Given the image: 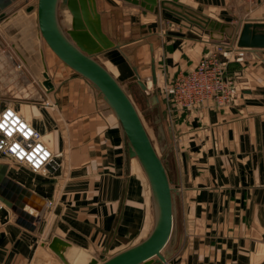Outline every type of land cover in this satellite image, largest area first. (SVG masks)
<instances>
[{"label":"crops","instance_id":"0c3cea01","mask_svg":"<svg viewBox=\"0 0 264 264\" xmlns=\"http://www.w3.org/2000/svg\"><path fill=\"white\" fill-rule=\"evenodd\" d=\"M191 2L221 19L232 20L240 12V20H264V0L254 7L251 0ZM97 8L103 30L118 44L99 53L101 62L120 82L135 76L153 82L145 53L133 51H143V42L154 47L159 84L196 67L210 46L208 33L184 26L165 9L155 12L127 0H97ZM248 51L256 57L230 63V71L243 75L237 98L227 105L210 99L183 112L175 128L177 158L167 157L173 145L163 144L175 180L168 245L173 264H264V49ZM9 56L6 70L0 61V84L21 74L20 85L11 91L12 105L41 130L59 153V165L46 174L9 165L8 176L44 202L23 195L27 212L42 209L30 229L0 198V264H63L49 245L54 236L77 247L73 264H89L88 250L109 257L144 239L156 219L152 195L144 171L128 152L119 119L96 104L80 75L78 89L59 88L52 73L54 87L38 81L39 88H30L35 78L41 80L39 66L31 67L41 63L35 49L22 55L27 67L16 66L21 61Z\"/></svg>","mask_w":264,"mask_h":264},{"label":"water","instance_id":"95a60500","mask_svg":"<svg viewBox=\"0 0 264 264\" xmlns=\"http://www.w3.org/2000/svg\"><path fill=\"white\" fill-rule=\"evenodd\" d=\"M15 0H0V20L5 9ZM158 12L165 9L201 26L215 39L235 37L241 47L264 49V20H244L240 23L222 20L181 0H127ZM65 5L72 14L71 26H62L59 17L60 4ZM38 30L51 49L70 67L87 78L103 95L119 119L128 140V152L137 157L144 168L153 191L156 219L151 232L141 241L132 244L102 261L93 258L92 264H173L174 250L170 242L174 229V184L164 156H161L152 140L144 120L128 91L120 80L96 58L101 52L118 44L103 30L97 0H35ZM6 20V18H4ZM152 45V49H153ZM41 83L46 88L54 87L48 70H43ZM141 87L148 90L147 81L136 76ZM153 84L157 83L155 56H152ZM158 103L159 96L153 94ZM9 165L0 163V198L12 206L17 221L30 229H35V220L42 215L40 207L32 213L27 212L23 195L44 199L31 189L8 176ZM69 243L60 236H54L50 247L63 259V248Z\"/></svg>","mask_w":264,"mask_h":264},{"label":"rangeland","instance_id":"374dc122","mask_svg":"<svg viewBox=\"0 0 264 264\" xmlns=\"http://www.w3.org/2000/svg\"><path fill=\"white\" fill-rule=\"evenodd\" d=\"M34 1L35 0H15L14 2H12L10 9H8V11H6L3 18H1V20H0V28H1V32H2V38L0 39V61L2 62L1 64H3V66H4L3 70H6L9 67V63H10L7 60L6 54H10L9 57H12V55L17 57V59H19V61L23 62V65L27 67L28 65L26 63V60L24 59V57L22 55L24 53H27L30 50V48L32 50L35 49V51L38 52L39 61L41 63L39 65L35 64V66L33 65L31 67L33 69L34 68L37 69V66H39L38 69H39V73H40L41 78L44 77L43 70L46 69V70H48L49 73H52V77L56 78V81H57L59 88L65 89V90L78 89V75H80V76H82V75L80 73H78L76 70H74L72 67H70L68 64H66L63 60H61L60 57L55 52L52 51L51 47L48 45L46 40L40 34V31L38 30L36 14H35V11L33 8V2ZM119 1H121V0H119ZM181 1H184V2L189 3V4L193 3V2H191V0H181ZM255 4L252 3L251 7H254ZM65 8H66V6L61 3L59 6V10L60 9L64 10ZM59 13H60V11H59ZM170 16H173L174 18L179 17V16L175 15L174 13H172ZM70 17H71V21H72V15L71 14H70ZM4 18H6V20H4ZM21 18H23V19L21 20ZM180 18L184 20V24L182 23L184 26H191V25L197 26L198 32H200V33L205 32V30L201 26H199L198 24L192 23L191 21H189L185 18H182V17H180ZM230 19H232V20L222 18V20L231 21L234 23H240L243 21V19L240 20V12L234 14V16H231ZM61 24L65 28H68L71 26V23L64 25L65 23L63 21ZM68 25H70V26H68ZM184 26H182V25L179 26V28H181L180 29L181 31H183L182 28H184ZM176 27H178V25H176ZM207 35L210 36L209 34H207ZM44 41L46 43L47 51L43 49V51L41 52L40 47L43 48ZM209 41H210V46H209L208 51L206 53L210 52L211 50H213L215 48H219V49H223V50L228 49V51L230 52L231 50L234 49V46H238L235 37H226L225 39L219 40V39L212 38L210 36ZM141 45H143V47H142L143 51L140 49H138L137 51L136 50H133V51H135L136 53H139V54L141 53V55L145 53L144 60L150 69V65L152 67V56L153 55L155 56L154 48L153 49L150 48L149 43H147V42L146 43L143 42ZM132 48L135 49L134 46L130 47V49H132ZM259 50H262V49H259ZM235 53H236V51H233L230 53V58H232L231 62L235 61V59H234ZM244 54L245 55H244L243 60H240V61H244V60H247L250 58L252 59L253 57H256L255 52L251 53L250 51H247ZM135 57L138 60L143 59L140 56L139 57L135 56ZM96 58L101 61V58H102L101 54L96 55ZM155 59H156V57H155ZM104 60L107 61L106 59H104ZM156 67H157V65H156ZM163 71H165V70L163 69ZM20 75H18L17 80L11 81L10 79L8 80V78H6V80L5 79L2 80V82L0 84V95H1L0 96V109L2 106L6 105V104L12 105V102H14L15 97H13V93H11V91H13L15 86L20 85V83L18 82ZM157 75H158V71H157ZM50 76H51V74H50ZM82 78H84V82H85L84 84L86 85V88L88 87L91 90V92L94 94V96L96 98V104L97 105L101 104L102 106H105V108L102 107L103 110H106L108 112L109 111L113 112L109 108V105L99 95L97 88L92 84V82L89 81L84 76H82ZM174 79L175 78L173 77L172 79H168V80L162 82L161 84H159V82H157L156 84H153L152 81H150V82H148V84L150 86L148 88V90L143 89L138 82L133 84L131 88L129 86V83L122 82V84L124 85V87L126 88L128 93L130 94V96L134 100V102H135V104H136V106H137V108H138V110H139V112H140V114L144 120V123H145L151 137H152V140H153L159 154L161 156H164V155H166L165 152H168V147L167 146L165 147L163 144L168 143L169 146L173 145V150L171 151V154L170 155H169V153L167 154V157H169V158L171 157V159L178 157L179 139H178L177 134L175 132L176 131L175 128L177 127L178 120L181 119L182 113L187 111V110L183 111V110L176 109L175 107H173L172 100H169L167 97L165 88ZM152 80H153V78H152ZM133 81H137L136 76H135ZM29 85H30V88H33L34 90H36V88L40 87L39 82L36 79H35V86H32V84H29ZM154 93H157L159 96L158 103H155L153 100V94ZM31 98H34V97H31ZM34 99L36 100V98H34ZM170 132H171V137L169 136ZM159 135L161 136V138L159 137ZM0 158L2 159V161L4 163H7L8 165L32 170L24 164H21L19 162H15L14 160H12L10 157L6 156L2 152H0ZM137 161H138V159H137ZM138 164L140 165L139 161H138ZM171 165H172V162H171L170 166ZM172 171H173V169H172ZM172 178H173V176H172ZM146 179H147V177H146ZM147 182H148V180H147ZM148 187H149L148 193L151 196L149 183H148ZM151 204H152L153 210H154L153 202H151ZM155 214H156V211L153 213V215L155 216ZM88 252H89V254L91 253V255H93V256L95 255L94 252L92 253L89 250H88ZM94 258H96L100 262V261H102L104 256H102V254L101 255L98 254L97 256L95 255ZM61 262L63 264H66L63 259Z\"/></svg>","mask_w":264,"mask_h":264},{"label":"built area","instance_id":"2783aa9c","mask_svg":"<svg viewBox=\"0 0 264 264\" xmlns=\"http://www.w3.org/2000/svg\"><path fill=\"white\" fill-rule=\"evenodd\" d=\"M251 1L257 3L256 0ZM248 49L252 50L239 45L230 52L228 49L215 48L202 56L196 67L178 73L165 88L173 107L190 111L210 99L218 105L231 104L241 92L243 75L238 71H230V53L236 51L234 59L240 61ZM16 66L22 67L23 63L16 62ZM0 152L44 174L59 165V153H55L45 141L41 130L11 104L0 109ZM50 203L53 204V201Z\"/></svg>","mask_w":264,"mask_h":264},{"label":"bare ground","instance_id":"6f19581e","mask_svg":"<svg viewBox=\"0 0 264 264\" xmlns=\"http://www.w3.org/2000/svg\"><path fill=\"white\" fill-rule=\"evenodd\" d=\"M67 8V7H66ZM64 9V10H62V9H60L59 11H60V13H59V17H61L60 18V22L62 23V21L65 23L64 25H66V24H68V23H71L72 21H71V17H70V14H71V12H69L70 10L67 8V9ZM72 15V14H71ZM23 18H21V20H22ZM4 33V32H3ZM61 59V58H60ZM62 60V59H61ZM36 79V78H35ZM37 80V79H36ZM37 81H39L40 82V79L38 78V80ZM153 83V82H152ZM148 84V83H147ZM150 86L148 85V88H149ZM102 98H103V100L109 105V103L107 102V100L104 98V96L103 95H101V94H99ZM109 108L114 112V110L112 109V107L109 105ZM114 114H115V112H114ZM116 115V114H115ZM136 159H138L137 157H136ZM138 161H139V159H138ZM139 163H140V166H141V168H142V170L144 171V173H145V175H146V177H147V180H148V183H149V185H150V181H149V179H148V176H147V174H146V172H145V170H144V168L142 167V164H141V162L139 161ZM150 191H151V195H152V201H153V205H154V212H155V203H154V200H153V191H152V188H151V185H150ZM155 216H156V214H155ZM169 244V243H168ZM77 247H75V245H73V244H68V245H65L64 246V248H63V260L65 261V263L66 264H73L72 263V260H71V257H72V252L76 249ZM88 256H89V258H90V261H89V264H92V261H93V258H94V256L93 255H91V254H89L88 253Z\"/></svg>","mask_w":264,"mask_h":264}]
</instances>
